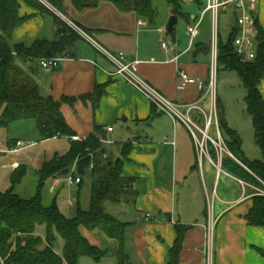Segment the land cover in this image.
Here are the masks:
<instances>
[{
	"label": "crops",
	"instance_id": "1",
	"mask_svg": "<svg viewBox=\"0 0 264 264\" xmlns=\"http://www.w3.org/2000/svg\"><path fill=\"white\" fill-rule=\"evenodd\" d=\"M38 1L51 13L42 12L20 0L18 16L24 21L13 31L12 45L30 47L37 40L55 41L60 24L73 29L72 21L90 31L92 36L76 42L73 57L55 58L61 60L60 67L55 70H45L41 68L40 61L37 62L32 78L38 84L41 96L62 103L61 113L76 136L88 138L99 130L104 150L111 159L122 158L124 145L131 146L123 165V176L135 180L133 189L138 194L115 206L106 205L109 215L128 225L124 245L128 264H168L179 226L184 229L179 264H207V231L213 221V264H264V228L250 226L246 221L253 199L262 195L223 169L222 161L220 163L211 153L213 150L216 153L211 144L208 153L202 156L186 124L158 111L148 98L116 77L115 66L96 48L98 45L114 54L124 53L129 60L140 62L139 75L167 99L184 107L195 106L207 115L213 107L208 86L210 47L214 35L213 28L212 31L203 29L204 24L208 25L210 21L208 14L201 22L198 37L193 42L189 38L188 46L183 48L175 38L177 26L170 35L167 32L169 23L167 27L159 26L155 19L150 21L137 17L135 13H122L109 2H102L96 9L80 11L71 1H66L65 12L62 13L44 0ZM186 2L198 3L197 15L186 18L189 27L200 18L207 0L204 3L182 0V4ZM246 3L254 25L264 30V0L256 3L246 0ZM229 9L235 16L231 34L235 28L240 30L236 25L240 12L233 5L225 8L224 12ZM173 16L171 7L169 21ZM179 20L180 17L178 23ZM219 36L218 41L222 42ZM80 41L84 42L83 47L79 45ZM162 41L169 43L172 49L164 51ZM24 68L28 70L27 66ZM181 71L201 79L205 88L199 90L196 86H189L186 91H179ZM222 75L226 87L218 101L225 121L241 138L243 158L251 162L262 161L264 156L255 142L253 122L247 113V91L236 72L221 69L218 76ZM97 87H103L104 95L94 106L88 96ZM259 89L264 99V79ZM231 92L237 94L232 97ZM183 112L188 110L183 108ZM187 117L204 129L205 120L199 111L188 112ZM108 128H113V132L108 133ZM37 133L40 137L38 129ZM209 135L216 139L217 129L211 128ZM220 135L224 140L221 131ZM60 138L69 141L70 149L71 140ZM198 138L201 140L203 137L198 135ZM2 139L9 143L23 141L11 136ZM107 145L115 146L117 152L113 149L108 153ZM2 156L0 159L7 163L1 168L12 170V185L16 173L25 170L26 176L25 160L19 156ZM63 178L56 177L46 183L49 185L48 194L52 196L51 204L56 201L58 208V196L66 185L61 181ZM89 180L91 186L90 177ZM53 185L56 186L55 192L50 191ZM76 203H79L78 199ZM120 214L123 217H119ZM146 215L151 216L149 220ZM40 229L37 228L36 235L44 240L46 229L45 232ZM80 232L92 246L107 254L101 262L85 258L80 264H119L120 244L117 240L108 238L100 229L81 228ZM63 248L64 241L58 237L54 250L62 256Z\"/></svg>",
	"mask_w": 264,
	"mask_h": 264
},
{
	"label": "trees",
	"instance_id": "2",
	"mask_svg": "<svg viewBox=\"0 0 264 264\" xmlns=\"http://www.w3.org/2000/svg\"><path fill=\"white\" fill-rule=\"evenodd\" d=\"M20 0H0V130L11 125L34 120L42 141L54 138L76 136L61 113V102L41 96L38 84L32 78L37 62L60 56H74L73 49L80 39L70 28L60 24L55 41L37 40L30 47L23 44L12 45L13 31L23 23L18 16ZM28 5L51 13L38 0H23ZM59 12L64 13V4L71 1L78 10L96 9L102 2L111 3L122 13H135L139 18L154 19L153 0H44ZM177 17H182V0H165ZM188 18L189 17H185ZM257 26L256 57L244 62L235 53L233 42L239 34L237 28L226 43L218 42V72L234 71L238 74L247 91L245 98L247 113L254 127V138L264 156V99L259 86L264 79V30ZM25 66L28 70H25ZM104 95L103 87H97L90 96L94 106ZM219 128L229 152L237 160L224 155L222 168L236 179L264 190V159L248 161L242 156V141L237 132L230 129L225 121L223 108L217 101ZM83 142L71 141L70 149L64 155H56L45 161L38 170V187L31 199H23L14 192V187L0 192V264H80L87 258L101 262L106 252L92 246L81 234V228L102 230L105 235L117 240L119 264H128L124 245L127 224L107 213V204H120L130 197H136L133 178L123 176L125 158L131 146L123 147V157L113 160L104 150L99 130ZM212 146V145H211ZM215 149V148H214ZM215 156V151H211ZM76 166L81 177L89 176L90 210L77 208L73 219L66 218L56 201L51 206L43 205L42 191L48 180L66 176ZM92 169L90 170V167ZM25 170L16 173L13 185L21 182ZM82 179V178H81ZM82 186V181H81ZM250 226L264 228V196L253 199V206L246 216ZM38 227L46 228L43 240L36 235ZM178 238L171 250L168 264H179L182 248V227H177ZM64 241L62 256L54 250L57 238Z\"/></svg>",
	"mask_w": 264,
	"mask_h": 264
},
{
	"label": "built area",
	"instance_id": "3",
	"mask_svg": "<svg viewBox=\"0 0 264 264\" xmlns=\"http://www.w3.org/2000/svg\"><path fill=\"white\" fill-rule=\"evenodd\" d=\"M253 3L258 2V0H249ZM233 5L240 15L236 19V25L239 27V34L236 36L233 46L235 48L236 55L244 62L253 61L256 57V48H257V29L254 25V19L251 16L250 9L247 6L246 0H207V5L201 13L200 18L196 21L193 26H189L187 29V35L190 38L191 42L198 37L200 34V25L203 18L206 14L211 12L213 27L217 23V18L220 11L228 6ZM218 37L216 31L214 32L210 54H211V75L209 82V94L212 96V109L211 111L205 115V113L195 106H181L178 105L169 99H167L161 92H159L156 88L151 86L148 82H146L140 75L138 71V66L140 62L129 60L127 55L124 53L114 54L101 46L96 45V48L100 53H102L116 68L115 76L123 79L126 83L131 85L141 94H143L146 98L150 100L153 106L163 114L170 116L173 119L182 120L189 131L191 132L193 138L196 141V145L200 154L206 155L208 153V146L211 144L217 154L218 161L221 163L224 155L231 157L236 160L234 156L227 149L224 140L222 139L219 131V122L218 115L215 105L214 99V88H215V79L218 73ZM162 49L164 51L171 50V46L169 43L162 41L161 42ZM41 68L45 70H55L60 67L61 60L60 59H44L39 62ZM180 84L178 86L179 91H186L189 86H196L199 90H203L205 88V83L198 78H194L190 76L185 71L180 72ZM183 108L187 109L190 113L193 110L199 111L205 120V127L201 129L198 127L193 120L187 117L188 112H183ZM215 127L217 129V138L214 139L209 135V130ZM108 133L113 132V128L107 129ZM202 135V139L198 138V135ZM71 141L75 142H83L86 138H80L78 136H74L70 138ZM35 146L33 142H24V141H16L14 143H9L0 138V155H17L23 152L26 149ZM237 161V160H236ZM93 166L90 167V170ZM75 169V168H74ZM74 169L72 173H69L65 176L64 182L68 186L80 185L82 179L74 177ZM241 184H245L240 181ZM255 188V187H254ZM257 192L264 196V190L255 188ZM51 192L56 191V186L50 187ZM150 215H146V219H150ZM214 224L215 222H211L208 231H207V245L205 253L207 255V264H213V243H214Z\"/></svg>",
	"mask_w": 264,
	"mask_h": 264
},
{
	"label": "rangeland",
	"instance_id": "4",
	"mask_svg": "<svg viewBox=\"0 0 264 264\" xmlns=\"http://www.w3.org/2000/svg\"><path fill=\"white\" fill-rule=\"evenodd\" d=\"M201 3L206 2V0H197ZM207 4V2H206ZM153 9L155 11V22L160 26L167 27V24L169 23L170 18V12L171 7L165 0H153ZM198 11V3H184L182 4V14L183 16L180 17L179 23L176 27L175 32V38L182 44L183 48H186L189 44V37L186 35V31L188 28V23L186 21L185 17H190L192 15H197ZM108 14V13H106ZM209 16V22L208 25L206 23L203 26V29H208L215 32L218 35L219 38H221L222 42H226L229 34L234 26L235 23V16L234 13H232V10H228L227 13L224 12L222 9L218 15L217 23L216 25H212V15L211 12L208 13ZM207 18V19H208ZM72 24V25H71ZM70 25L73 27L71 29L79 38H90L91 32L84 30V28H81L79 26H76V24L72 21ZM69 28V27H68ZM75 28V29H74ZM11 42V41H10ZM12 44V43H11ZM80 46H84V42H79ZM219 72L216 75L215 79V88H214V99H215V105L217 110V101L219 98H222L223 91L225 90V84L223 82L224 76H218ZM233 83V82H232ZM231 83V84H232ZM237 92H231V96H235ZM212 99V96H211ZM212 101V100H211ZM218 111V110H217ZM217 115V114H216ZM200 135V134H199ZM7 136L15 137L18 139H22L23 141H32L36 145L24 150L21 152V154L13 155V157H18L19 159L22 158V160L26 161L27 165V174L24 176L21 180L20 184H17L14 188V192L18 194L23 199H31L33 198L37 193V187H38V168L43 163V161L51 160L53 157L56 156V154H63L69 149V141L64 138L54 139V140H48V141H42L37 133V127L34 120H28V121H21L17 122L9 129H2L0 132V137L6 138ZM106 148L108 149V153H112V150L115 149V146H109L107 145ZM116 155V154H115ZM113 155V156H115ZM2 156V155H0ZM4 157V156H2ZM12 157V159H13ZM7 163V161H4L3 159H0V192H6L10 190L13 185L11 184V176H13L12 170L10 168L2 169L1 167ZM75 168V169H74ZM74 169V177L82 178V186L81 184L79 186L81 191L79 190V186H68L67 184L64 186V190L60 193L58 196V203L60 204L59 209H61V212L66 215V217L73 219L76 215L77 208L79 207L82 211H89L90 210V180L89 177H81L78 173V170L76 166H74L71 169ZM65 177V176H63ZM64 179L61 180L62 183H64ZM49 181V180H48ZM47 181V182H48ZM46 182V183H47ZM46 186V184H45ZM48 186L44 187L42 191L43 195V201L46 206H49L52 201V196L48 194ZM79 200V203H76V200ZM73 202V204H72ZM110 205V204H109ZM111 206H115L112 204ZM111 208V207H110ZM119 209V208H118ZM118 214L120 213L119 210ZM116 213V212H114ZM117 214V213H116ZM121 215V214H120ZM123 217V215L119 216ZM45 227H41L40 231L45 232Z\"/></svg>",
	"mask_w": 264,
	"mask_h": 264
},
{
	"label": "water",
	"instance_id": "5",
	"mask_svg": "<svg viewBox=\"0 0 264 264\" xmlns=\"http://www.w3.org/2000/svg\"><path fill=\"white\" fill-rule=\"evenodd\" d=\"M178 24V17L177 16H173L171 17L169 24H168V28H167V32L172 35L174 33L175 27Z\"/></svg>",
	"mask_w": 264,
	"mask_h": 264
}]
</instances>
